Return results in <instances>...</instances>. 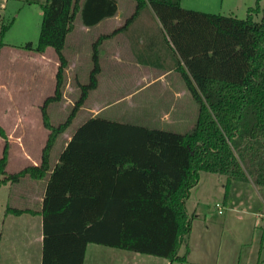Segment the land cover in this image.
Here are the masks:
<instances>
[{
	"label": "trees",
	"instance_id": "1",
	"mask_svg": "<svg viewBox=\"0 0 264 264\" xmlns=\"http://www.w3.org/2000/svg\"><path fill=\"white\" fill-rule=\"evenodd\" d=\"M133 1L135 8L121 25L91 42L88 80L75 78L79 94L54 124L48 108L63 98L68 70L63 50L75 19L93 26L116 13L117 0H25L39 5L41 22L37 41L22 47L34 53L52 48L57 64L52 93L39 105L47 129L39 161L8 172V141L0 125L5 140L0 184L46 179L39 210L5 208L41 215L40 264H83L88 243L184 263L189 248L182 255L179 248L191 230L186 200L201 171L224 176L222 201L232 181L264 187V0L249 6L245 18L189 9L181 0ZM144 8L158 19L170 50L168 63L153 65L178 72L197 103L195 123L177 132L91 115L70 132L52 163L57 139L98 85L102 41L126 31ZM12 20L0 15V52Z\"/></svg>",
	"mask_w": 264,
	"mask_h": 264
},
{
	"label": "rangeland",
	"instance_id": "2",
	"mask_svg": "<svg viewBox=\"0 0 264 264\" xmlns=\"http://www.w3.org/2000/svg\"><path fill=\"white\" fill-rule=\"evenodd\" d=\"M2 2L6 4V8L0 7V15H2L5 22L13 19V22L4 33V47L0 54V87L2 86V80L5 82L3 77H6L10 86V91L7 86V93L11 99L9 103H0V121H3L5 124L8 130L7 132H11L12 134V138L10 137L12 141L9 142V145L10 150L13 152H11L10 162H8L6 168L8 172H12L26 164V160H24L25 155L21 156V151L17 150L18 143H22L23 146L26 145L27 156L31 159L35 158L36 149L41 148L43 145L47 129L42 124L39 105L46 95L52 93L53 75L51 71L54 65L47 59L50 53L45 52L46 57L41 58L39 54H33L32 51L28 50L29 52H24L27 49L22 47L28 41L33 43L37 41L41 22V10L39 5L35 3H26L25 0H7V2L5 0H0V3ZM122 2H126L125 4H127L126 7L120 4V7H122L120 13L124 18V16L127 14L129 15L134 8L129 5L132 4L129 3L131 2L130 0H124ZM255 2L256 0H183L181 4L189 9L245 18L247 15V8L249 6H255ZM262 4L263 2L260 1V7ZM260 17L261 12L254 15L256 20H259ZM111 22L113 25H116L117 18L112 19ZM74 23L76 28L80 26V21L77 20V18ZM137 27L141 28L142 26L138 25ZM154 27L155 29H152L151 25L148 26V28L156 34L159 29L156 26ZM102 29L100 27H95L91 30L82 29L80 34L75 32L77 36H79L81 56L80 60L77 62V66L70 67L69 70H66L65 79L67 83L63 90L62 100L49 105L48 111L54 124L62 121L67 116L71 104L79 94L75 78L81 83H85L88 80L91 62H89L90 56L88 61L86 51L87 48L88 51L91 49V42L98 36L97 34L106 31V29ZM122 32L126 33L125 31H119L117 34ZM114 36L115 35H113V37ZM69 44L70 39L67 47H64L63 50L66 55ZM48 50L52 49L48 48ZM39 58H41V60ZM6 69L9 71L7 72ZM5 89L6 88H0V95L3 93L2 90L5 91ZM89 94L91 97L92 94ZM157 97L158 94L152 98V103L154 105L152 106L155 110L164 107L161 104H154V100L158 102ZM190 100V104L182 106L184 112L180 122L170 124L171 126H169V124H167L169 121L163 120L166 123L158 121L152 122L150 125L156 128L177 132L188 131L195 123L197 113V103L193 99ZM0 101L2 102V98H0ZM120 108L121 107L115 105L101 114L103 116L108 115ZM122 109H124V106ZM128 109L132 110L131 107H128ZM97 110L98 105L93 104L92 101L85 103V106L78 112L71 125L57 139L53 148V156L61 145L65 144L70 136V132H72L81 121L93 115ZM25 115H27V119ZM16 116L17 118L21 116V120L14 119ZM18 124L23 125L21 130L25 128L27 135H25L26 137L20 136L19 140L14 141L15 136L12 129L15 130L14 133H18ZM29 126H31V128H29ZM1 153L2 145L0 143V155ZM29 158H27V163L30 161ZM1 177L2 176H0V178ZM238 182L240 183V181ZM43 185V181L23 178L20 182H8L6 185L1 186L0 224L4 209L6 208V203L17 208H24L25 206L38 208V206L41 205L40 198L44 189ZM233 186L232 196L235 200V204L239 203L241 199L240 195L243 193L248 196L251 193L254 195L257 190L258 198L253 197V199H251L249 196L250 199L244 201V211L241 206L234 210H228L222 203L224 196V176L205 171L200 172L199 181L191 188L190 195L186 200V208L191 216V230L188 235L184 237L179 248L180 255L184 253L186 246L189 248L184 263L178 260L170 261L164 257L147 253L111 247L99 243H88L84 264H255L257 261V251L255 252V249L258 245L257 240L261 234V228L259 225L255 226L251 211L253 206H257V200L259 202V209H264V187L257 188L251 182L242 183V185H238L235 182ZM3 198H5V204H2ZM245 198L243 200H245ZM216 203H219L220 206L217 207ZM218 210H221V212H218ZM27 218L28 215L24 212L19 215L12 214L11 217H9L11 220L7 228H4L5 231L0 234V245L9 246L14 241H20L24 236L27 245L25 248H22L21 251L24 253L27 252V257L29 253L28 250L30 249V252L32 251V258L29 262L30 264H34L36 246L39 245L36 238L37 232H35L37 229L36 219L33 218L34 232L30 233L32 222L27 221ZM30 238L32 244L29 243Z\"/></svg>",
	"mask_w": 264,
	"mask_h": 264
},
{
	"label": "crops",
	"instance_id": "3",
	"mask_svg": "<svg viewBox=\"0 0 264 264\" xmlns=\"http://www.w3.org/2000/svg\"><path fill=\"white\" fill-rule=\"evenodd\" d=\"M5 1L7 2V0ZM122 1L124 0H117V11L113 16L106 17L93 26H86L79 20L80 26H78L77 28L75 26L67 37L66 47L70 39V44L67 50L68 70L70 69V67L77 66V62L78 60H80V56H81L79 36H77V33L75 32H78V34H80L82 29L91 30L92 28L95 27L106 29L105 32H101V33H108L112 31L113 28L121 25L124 22L123 19L125 20L134 10L133 9L131 13H129V15L127 14L123 18L122 14L120 13L122 8L120 7V4L124 5V7H126L127 4H125L126 2H122ZM130 1L131 2L129 3L132 4L129 5L135 8L134 1L133 0ZM182 1L183 0H181V3ZM0 7L6 8V4L2 2L0 3ZM144 9L140 11V13L128 26L127 30L125 31L127 34L124 32L119 34L116 33L114 34L115 35L114 37L112 35V37L104 39L102 41L100 46V53H99L100 72L98 73V85L94 90H91L89 92L92 95L91 97L89 96L90 94L88 95V98L85 103L92 101L93 104L98 105V110L95 111L93 115L96 114L102 115L101 114L102 112L105 113L110 107L117 105L118 107H121L120 109L122 110V112L120 109H117L113 111L111 114L104 116L107 118L116 119L124 122H131L148 127H154L150 125V123L152 122H158V121L164 122L167 120L169 121L167 124L171 126L170 124H175L176 122L181 121V116L184 112L182 106L190 104L191 103L190 99L192 98H190L191 96L187 91L186 86L184 85L178 73H176L171 69H164L161 68L160 66L153 65V64L159 65V64L168 63L169 57L167 58V56H169L170 50L168 44L165 43L161 32L157 31L158 33L155 34L150 28H148V26L151 25L152 29H155L154 26L157 27L158 19L155 17L152 11L148 10L147 8ZM114 18H117L116 25H113L111 22V20ZM137 24L142 27L138 28ZM101 33H98L97 35ZM132 41L135 42L137 53L139 54L140 56L139 58L142 59L143 62L139 61L138 58L136 57L132 45ZM1 50L3 51V49ZM2 51L0 52V54L2 53ZM26 51L28 50H25L24 52ZM45 52L50 53L49 57L47 56V59L50 60V63L54 65L51 71V74L53 75L54 78L57 61L55 59V55L53 51L48 50L47 48L43 53L33 52V54H39L42 58V57H46ZM86 56L88 57V61H89L90 49L88 51V48L86 51ZM41 58L39 59L41 60ZM50 66L52 67L51 64ZM6 71L8 72L9 70L6 69ZM3 79L5 80V82L2 80V86L0 88L3 89L6 88V89L5 91L2 90L3 93L0 95V98H2V102L0 101L1 104H4L5 102L9 103L11 101L9 94L7 93V86L10 91L9 81L6 79V77L5 78L3 77ZM104 94H105V101H104ZM157 94H158L157 100L159 103L156 100H154L155 102L154 104H161L164 107L155 110L153 108L154 105L152 103V98ZM123 106L124 109H122ZM128 107H131L132 110H129ZM21 116H19L18 118L16 116L14 119L21 120ZM25 117L27 119V115H25ZM0 125L4 128L7 136V141H8L7 164H8V162H10L11 152H13L10 150V145H9V142L12 141L10 139V137L12 138V134L11 132L10 133L7 132L8 130L5 124L3 123V121H0ZM17 126H18V133H20L21 135L18 133H14L15 130L12 129V132L15 136L14 141L19 140L20 136L23 137L27 135L25 128H23L24 132L23 129L21 130V128L23 127L22 124H18ZM29 128H31V126H29ZM4 142H5L4 138L0 136V143L2 145V148ZM26 149H27L26 145L23 146L22 143H18L17 150L21 151V156L25 155L24 160H26L25 161L26 164L37 163L40 158L41 148L36 149L37 152L34 159H31L27 156ZM59 150L56 151L54 156L52 154V163H55ZM34 152H35V148H34ZM27 158H29L30 160L28 163H27ZM0 176L3 175L0 174ZM24 178L31 179L28 177H24ZM32 180L37 181L38 179L37 180L32 179ZM38 181H43L44 184L43 187L45 186L46 179H41ZM235 182L238 185H242V183H250V182H241V181L239 183L238 181H232L229 186L227 198L225 199V201H223V204L224 206H226L228 210H232V209L234 210L235 208L241 206L242 210L244 211V207H245L244 201L250 199V197L251 199H253V197H257L258 193L256 190V192L254 193L255 196L251 193L252 196L250 194L249 195L250 197L245 193H243L242 195H240L241 199L239 200V203L235 204L234 203L235 200L232 196V189H233L232 187H234L233 184H235ZM7 183L8 182L0 184V187L6 185ZM254 186L259 188V186L256 185ZM42 195L40 198L41 201H42ZM244 198L245 200H243ZM2 204H5V198L2 199ZM7 204L10 205L9 203H6L5 205L7 206ZM256 204L258 207L256 205L253 206L251 211V216L254 218L255 226L259 225V227L261 228V234L259 236V239L257 240L258 245L256 246L255 249V252L257 251L256 263L264 264V246H261V239L264 236V209H259L258 200ZM40 207L41 205H39L38 208H30L26 206L24 208L39 210ZM24 213L28 215L27 221L32 222V228L30 233L34 232L33 218L36 219L35 222L37 229L35 232H37L36 238L39 245L36 246L34 264H40L41 253H42L41 248H42V240H43L41 215L37 213L36 214H31L28 212H24ZM11 215L12 213H6L4 209L3 217L1 219L2 221L0 224V234L5 231L4 228H7V225L11 220L9 219ZM37 219H38V224H37ZM29 243L32 244L31 238L29 239ZM26 245H27L26 238L24 236L21 238L20 241H14L9 246L0 245V262L2 264H30L29 261L32 258V251L30 252V249L28 250L29 253L27 257H26L27 252L24 253L21 251V249L25 248Z\"/></svg>",
	"mask_w": 264,
	"mask_h": 264
},
{
	"label": "built area",
	"instance_id": "4",
	"mask_svg": "<svg viewBox=\"0 0 264 264\" xmlns=\"http://www.w3.org/2000/svg\"><path fill=\"white\" fill-rule=\"evenodd\" d=\"M216 206L218 207V206H220V204L219 203H216ZM218 212H221V210H218Z\"/></svg>",
	"mask_w": 264,
	"mask_h": 264
}]
</instances>
